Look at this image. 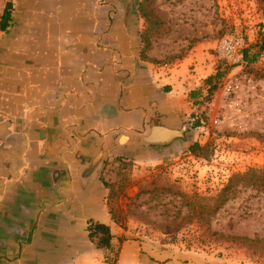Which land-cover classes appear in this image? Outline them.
<instances>
[{
	"label": "crops",
	"instance_id": "obj_1",
	"mask_svg": "<svg viewBox=\"0 0 264 264\" xmlns=\"http://www.w3.org/2000/svg\"><path fill=\"white\" fill-rule=\"evenodd\" d=\"M6 3L0 264H107L87 226L108 225L118 242L106 207L108 162L156 161L179 139L140 144L139 138L155 125L189 128L220 69L215 30L194 19L189 6L166 0H154L153 29L143 0H4L0 15ZM145 251L122 241L119 260L200 264Z\"/></svg>",
	"mask_w": 264,
	"mask_h": 264
},
{
	"label": "rangeland",
	"instance_id": "obj_2",
	"mask_svg": "<svg viewBox=\"0 0 264 264\" xmlns=\"http://www.w3.org/2000/svg\"><path fill=\"white\" fill-rule=\"evenodd\" d=\"M170 2L211 23L216 42L228 32L241 33L248 58L236 67L217 58L222 74L216 88L197 102L188 134L171 150L157 152L163 157L113 156L108 162L106 207L119 245L134 241L144 253L157 248L162 259L178 253L200 264H264V188L238 183L224 203L218 200L232 176L264 168V51L251 60L264 32V0ZM153 6L154 0L148 8ZM231 79L237 87L224 94ZM193 142L200 146L195 151L189 149ZM117 264L125 263L121 258Z\"/></svg>",
	"mask_w": 264,
	"mask_h": 264
},
{
	"label": "trees",
	"instance_id": "obj_3",
	"mask_svg": "<svg viewBox=\"0 0 264 264\" xmlns=\"http://www.w3.org/2000/svg\"><path fill=\"white\" fill-rule=\"evenodd\" d=\"M152 0H143L141 5V11H143L146 18L152 24V29L155 26H158L159 20L153 14V11L148 8L149 3ZM10 18V3H6L2 14L0 15V30H4L7 26V22ZM154 25V26H153ZM256 48V53L254 54L253 59L257 57L258 54L264 51V32L259 33V39L253 45ZM245 58H248V52L245 51ZM250 60V61H251ZM222 73L218 70L216 73V78L220 77ZM212 77L208 78V81ZM216 88V82L210 85L209 93H211ZM198 126V123L195 122L192 124V127ZM200 146L197 142L190 144L189 149L195 151ZM241 183L242 185H251L264 188V168H251L243 174H236L232 176L228 184L220 193V198L218 199L220 203H224L228 199V192H232L235 186ZM88 237L95 243L96 248L100 249L104 256V261L107 264H117L119 259L120 245L119 242H112L114 234L112 233L110 227L104 223L95 220L88 221ZM113 255V256H112Z\"/></svg>",
	"mask_w": 264,
	"mask_h": 264
},
{
	"label": "built area",
	"instance_id": "obj_4",
	"mask_svg": "<svg viewBox=\"0 0 264 264\" xmlns=\"http://www.w3.org/2000/svg\"><path fill=\"white\" fill-rule=\"evenodd\" d=\"M246 38L238 32H228L217 40L214 46L215 56L225 64L232 67L242 66L246 63L245 51L247 49ZM237 87L235 80H229L224 86V94H227L230 89Z\"/></svg>",
	"mask_w": 264,
	"mask_h": 264
},
{
	"label": "water",
	"instance_id": "obj_5",
	"mask_svg": "<svg viewBox=\"0 0 264 264\" xmlns=\"http://www.w3.org/2000/svg\"><path fill=\"white\" fill-rule=\"evenodd\" d=\"M186 128L171 129L164 126L155 125L148 135L139 138L140 144H164L184 137Z\"/></svg>",
	"mask_w": 264,
	"mask_h": 264
}]
</instances>
